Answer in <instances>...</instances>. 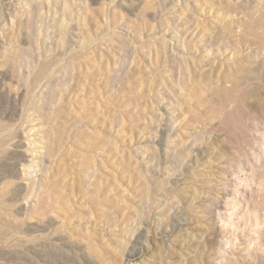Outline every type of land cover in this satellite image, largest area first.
<instances>
[{
	"label": "rangeland",
	"instance_id": "374dc122",
	"mask_svg": "<svg viewBox=\"0 0 264 264\" xmlns=\"http://www.w3.org/2000/svg\"><path fill=\"white\" fill-rule=\"evenodd\" d=\"M0 264H264V0H0Z\"/></svg>",
	"mask_w": 264,
	"mask_h": 264
},
{
	"label": "bare ground",
	"instance_id": "6f19581e",
	"mask_svg": "<svg viewBox=\"0 0 264 264\" xmlns=\"http://www.w3.org/2000/svg\"><path fill=\"white\" fill-rule=\"evenodd\" d=\"M27 174H29V173L27 172Z\"/></svg>",
	"mask_w": 264,
	"mask_h": 264
}]
</instances>
